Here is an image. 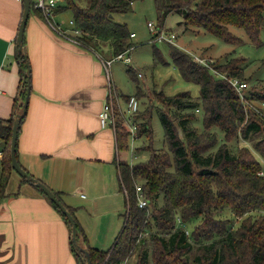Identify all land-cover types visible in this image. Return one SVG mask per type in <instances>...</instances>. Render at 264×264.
I'll return each instance as SVG.
<instances>
[{
	"label": "trees",
	"instance_id": "1",
	"mask_svg": "<svg viewBox=\"0 0 264 264\" xmlns=\"http://www.w3.org/2000/svg\"><path fill=\"white\" fill-rule=\"evenodd\" d=\"M135 1L138 0H88L86 3L65 0L64 5L55 8V13L69 9L74 25L81 31L75 36L78 46L110 59L134 46L132 31L127 24L118 22L114 14L131 10ZM155 7L158 28L164 26L169 15L178 14L185 28H205L226 43H243L230 29L236 26L256 45L261 44L264 0H155ZM22 48L17 56L21 63L18 96L12 115L0 121V137L5 141L0 160V203L7 196L6 185L13 170L12 122L26 96L24 72L29 65L24 38ZM158 54L155 51L160 59ZM170 57L184 79L199 85L200 94L197 97L190 91L156 94L161 103L157 112L168 149L152 147V110L133 115L137 139L144 140L136 152L144 148L150 152L148 159L139 162L129 163L122 157V152L130 147V126L115 108L117 142L113 161L125 198L124 222L110 248L86 245L91 264H129L128 256L134 250L138 252V261L134 264H152L149 251L155 264H264V107L260 106L264 90L258 91L251 85L246 93L248 104L239 99L229 78H243L247 65L243 63L244 57L230 55L225 62L209 65L176 45H172ZM127 71L137 81L131 66ZM261 79L264 83V77ZM140 95L137 84L134 96ZM130 96H124L125 102ZM256 101L260 103L257 105ZM197 112L202 115L201 130L193 124ZM218 132L222 135L220 140ZM242 140L249 143L252 140V144L247 146ZM253 149L263 162L257 159ZM23 182H27L24 177ZM136 182L141 183L142 194L149 200L146 207L138 204ZM53 192L61 200L60 192ZM61 201L74 216L78 244H86L87 236L74 214V207ZM51 204L67 225L77 264H86L84 252L71 240L72 230L66 215L56 203L51 201ZM224 210L231 211V215L222 218ZM188 224H192L191 230ZM147 230L149 233L145 236Z\"/></svg>",
	"mask_w": 264,
	"mask_h": 264
},
{
	"label": "crops",
	"instance_id": "2",
	"mask_svg": "<svg viewBox=\"0 0 264 264\" xmlns=\"http://www.w3.org/2000/svg\"><path fill=\"white\" fill-rule=\"evenodd\" d=\"M22 10V0H0V121L12 115L21 82L16 37ZM23 33L31 87L17 159L74 207L86 247L94 210L103 205L113 217L125 209L113 161L117 137L98 118L108 93L106 73L98 55L59 36L38 9L31 8ZM113 92V105L122 113L114 84ZM4 148L0 137V160ZM21 179L13 169L0 203V264H77L63 217L43 192Z\"/></svg>",
	"mask_w": 264,
	"mask_h": 264
},
{
	"label": "rangeland",
	"instance_id": "3",
	"mask_svg": "<svg viewBox=\"0 0 264 264\" xmlns=\"http://www.w3.org/2000/svg\"><path fill=\"white\" fill-rule=\"evenodd\" d=\"M60 5H64L65 0H59ZM78 3H86L88 0H75ZM86 1V2H85ZM115 19L118 22L127 24L128 30L135 33V36L131 37L133 48L129 51L130 62H125L122 59L112 60V64L109 67V74L112 78L113 84L116 87V91L119 93V103L123 111H126L125 95H135L137 93V84L141 90V95L138 100V110L134 115L144 113V111L152 110L150 121L152 125V147L155 149H168L167 142L164 136V130L162 122L158 117L157 110L161 107L160 101L157 100L156 94L163 92L165 95H174L180 91H190L192 95L198 96L200 94L199 85L193 81H188L180 75L177 67L174 66L170 57V51L172 45H176L186 52L194 55V58L200 62H206L207 64L225 62L226 56H237L246 58L243 63L245 65L243 69L244 80H246L248 87L252 85L253 88L258 91L264 90L262 88V79L264 77V28L259 35L260 45H256L245 35L244 31L236 26H230L232 32L240 36L243 43H226L221 37L213 35L205 28H196L193 26H187L185 28L181 24V17L178 14L169 15L165 21L164 29L166 32H175L176 37L173 42L170 43L166 40H158L152 38L154 32L149 29L147 22L151 21L154 27L158 24L157 12L155 7V0H138L132 4L131 10L126 13H116ZM54 19L59 22L64 28H70V21L73 19L71 11L64 9L58 13H55ZM155 51L159 52L160 59L155 55ZM246 62V63H245ZM132 67L137 77V81L127 71L128 67ZM217 70V69H213ZM217 73V71H215ZM140 73V75H138ZM221 72L217 73L220 74ZM226 73L222 72V75ZM237 77V76H236ZM239 78V77H238ZM240 77V79H243ZM247 87V88H248ZM257 105L260 103L258 101ZM256 104V103H255ZM262 106V103H260ZM139 120V119H137ZM199 130L203 129V120L201 112L196 113V118L193 123ZM219 140L222 135L218 132ZM243 141V140H242ZM144 144L143 139H136L134 141V149L129 147V150L122 152L123 159L130 162L145 161L149 158L150 152L148 148L139 150V145ZM247 146L252 144V140L243 141ZM254 154L260 162H263L260 155L255 149ZM138 185L141 183L136 182ZM160 204V200H159ZM102 207L94 210V217L90 219L93 224L91 230V236L89 244L102 249H108L112 246L116 235L120 231V228L124 222V216L116 213L113 217H110L103 205ZM124 212V206H122ZM221 214L223 218L225 215L230 216L231 211L224 210ZM122 212V213H123ZM111 223L110 230L108 226ZM193 224V223H192ZM192 224H188V229L191 230ZM106 233L104 234V232ZM148 230L144 234L148 236ZM90 237V235H89ZM147 238V244L151 243ZM84 246L83 244H79ZM152 248L153 245L149 244ZM148 259L155 264L152 251H149ZM129 264H134L138 261V252L134 250L130 256H128ZM124 264V263H122Z\"/></svg>",
	"mask_w": 264,
	"mask_h": 264
},
{
	"label": "built area",
	"instance_id": "4",
	"mask_svg": "<svg viewBox=\"0 0 264 264\" xmlns=\"http://www.w3.org/2000/svg\"><path fill=\"white\" fill-rule=\"evenodd\" d=\"M30 2H31V8L38 9L43 12L44 16L47 18V22L50 24L53 30L56 33H58L59 36L63 37L64 39L66 38L72 41L73 43H75L76 45H78L77 43L78 41L75 38V36L79 35L81 31L74 25V21L73 20L70 21L71 23L70 28H63L62 25L54 19L55 8L60 5L59 0H30ZM147 25L149 29H151V31L154 32V35L152 36V38L154 37L158 40H166L172 43L174 38L176 37L175 32L173 31L166 32L164 29L154 27L151 21H148ZM131 36H135V33L132 32ZM132 48L133 47H131V49ZM129 51L130 49H127V51L118 53L112 56L110 59L103 58L98 55L99 60L101 61L104 71L106 73V77H107L106 85H107V92H108L106 96V100H104L102 104V109L99 112V116H98L99 123L103 127L109 126L112 129H114L115 135H116V131H115L116 112H115V107L113 106V101H112V96H114V92H113V81L111 77L109 76V67L112 64V60L114 59H122L125 62L127 61L130 62L129 61L130 57L127 55ZM138 75H140V73H138ZM229 82L231 83L232 87L237 90L239 94V99L247 105L248 103H247L246 93L248 91L247 90L248 83L236 76L229 78ZM261 103H262V107H264V101H261ZM126 107L127 109L126 111L122 112V116L124 117L125 122L129 123L130 137H131L130 145H131V148L134 149V141L138 137H137V132H136L137 126L132 118L135 112L139 108L138 100L134 95L130 96V98L126 102ZM136 194H137L139 206L146 207L149 200L147 198H144L142 194L141 185H138V184L136 185Z\"/></svg>",
	"mask_w": 264,
	"mask_h": 264
},
{
	"label": "water",
	"instance_id": "5",
	"mask_svg": "<svg viewBox=\"0 0 264 264\" xmlns=\"http://www.w3.org/2000/svg\"><path fill=\"white\" fill-rule=\"evenodd\" d=\"M23 2V10L21 14V21L19 23L18 31H17V37H16V48H17V56L19 55L22 48V40L24 38V28L28 20V15L31 10V2L30 0H22ZM25 55V54H24ZM26 57V56H25ZM29 65V63H27ZM24 77L27 79V88H26V96L24 98L23 104L21 106V111L16 114L15 118L12 122V133H11V142H10V156H11V163L12 167L17 173L21 176V178H25L26 181L31 184L32 186H35L36 188H40L42 192L48 197L49 200H51L53 203H56V205L60 208L62 213L66 215L72 230L71 240L75 246H77L81 251L85 254V261L86 264H91L89 251L87 247L80 246L77 242V234L78 230L76 227V222L74 219V216L71 214V212L68 211L64 203L59 200V198L56 196V194L53 192V190L43 183L41 180L35 178L31 173H29L23 166H21L18 162L17 155H16V149H17V137H18V130L20 128V121L21 118L25 115L29 99V92H30V68L24 72ZM175 125L177 127V130L180 131L178 122L175 121Z\"/></svg>",
	"mask_w": 264,
	"mask_h": 264
}]
</instances>
